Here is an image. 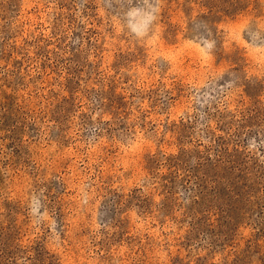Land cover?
I'll use <instances>...</instances> for the list:
<instances>
[{"label":"rangeland","instance_id":"1","mask_svg":"<svg viewBox=\"0 0 264 264\" xmlns=\"http://www.w3.org/2000/svg\"><path fill=\"white\" fill-rule=\"evenodd\" d=\"M0 264H264V0H0Z\"/></svg>","mask_w":264,"mask_h":264}]
</instances>
